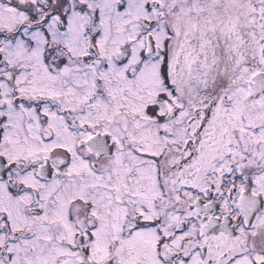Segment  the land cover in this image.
Masks as SVG:
<instances>
[{
	"label": "snow or ice",
	"instance_id": "6c2138e0",
	"mask_svg": "<svg viewBox=\"0 0 264 264\" xmlns=\"http://www.w3.org/2000/svg\"><path fill=\"white\" fill-rule=\"evenodd\" d=\"M0 264H264V0H0Z\"/></svg>",
	"mask_w": 264,
	"mask_h": 264
}]
</instances>
